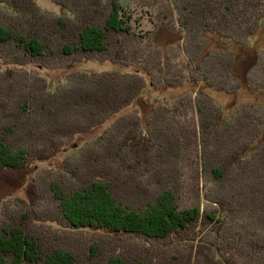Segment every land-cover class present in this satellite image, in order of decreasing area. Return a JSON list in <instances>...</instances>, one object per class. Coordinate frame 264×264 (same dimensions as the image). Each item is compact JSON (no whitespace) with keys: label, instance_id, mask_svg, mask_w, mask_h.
<instances>
[{"label":"trees","instance_id":"trees-1","mask_svg":"<svg viewBox=\"0 0 264 264\" xmlns=\"http://www.w3.org/2000/svg\"><path fill=\"white\" fill-rule=\"evenodd\" d=\"M53 1L0 0V174L109 125L4 200L0 264H264V107L224 116L212 95L264 91V47L245 66L232 49L264 33V0H167L188 69L173 79L132 48L129 0ZM91 60L135 69L73 70ZM159 76L194 96L143 100Z\"/></svg>","mask_w":264,"mask_h":264},{"label":"rangeland","instance_id":"rangeland-1","mask_svg":"<svg viewBox=\"0 0 264 264\" xmlns=\"http://www.w3.org/2000/svg\"><path fill=\"white\" fill-rule=\"evenodd\" d=\"M38 4L41 8L52 13H59L60 11V7L53 0H38ZM152 4L154 5V9L150 8ZM166 4L167 0H129L130 7H128V10L132 14V19L130 22L131 28L136 34L132 45V48L137 50L136 55L140 57L145 56L146 63L149 65L151 70H156V73H160L159 68H157L159 67V65H156V57H159L160 55L163 62L162 72L165 73L164 76H166V78H170L172 76L171 78L173 79L174 75L177 78L180 74L188 73V69L185 67L187 65V57L182 50L184 34L179 29L176 23L175 16L171 17V15H168L167 18L164 17V14L166 12ZM219 45H221L219 43V39L214 35L211 36V46L214 47ZM260 47H264V33L262 32V29H260V31L254 35V37L251 39V43H249L248 45H241L239 43H236L232 46V49H234L237 58L241 60L240 64L245 66L246 64L249 65V63H247L248 58L253 56L257 48ZM37 67L38 66H33L32 69H40V67ZM78 69H86L93 72H102L117 69L133 70L135 69V67L133 65H130L124 69L121 68L120 65H110L106 62L91 60L81 64H75L73 70ZM1 70L2 69H0V71ZM41 72L46 76L52 78L54 82H64L67 78L69 70L60 68L50 72L46 70ZM160 81V76L158 78H153L152 82L157 85L159 89H146L141 95L143 100L157 99L159 101H164L166 100V98H176L184 95L186 92H193L195 89L193 85L189 83V81H186L184 85H180L177 87H164L161 85ZM194 94L195 93L193 92L192 97L194 96ZM212 95L222 106V108H224V116L231 114V112L236 107H239L244 103H252L254 105L264 107V91L254 92L248 89L246 86H244L238 94L227 95L219 92H214V94ZM136 105L138 104L134 102L132 108L130 109L131 115H133V113L135 112L134 108L136 107ZM138 106L140 107V105ZM258 110L259 108L257 109V112L259 113ZM194 116L195 113L193 112H189L187 116L188 123L192 125V127L195 126L194 122L193 124L191 122ZM107 125H109L108 122L88 133L78 134L66 147V150L62 148L56 154H50L45 159H41L35 162L26 170L1 173L0 213L5 199L12 197L26 198L29 194L34 177H36L44 170L58 168L61 165L62 160L66 156L75 154L78 150L77 148L83 146L85 143L92 140V138L99 135L106 129ZM253 147H255V145ZM247 155L249 156L250 152ZM201 185L202 182L200 186ZM85 233L91 234V232L86 231Z\"/></svg>","mask_w":264,"mask_h":264}]
</instances>
